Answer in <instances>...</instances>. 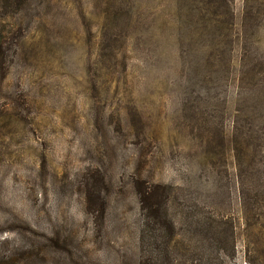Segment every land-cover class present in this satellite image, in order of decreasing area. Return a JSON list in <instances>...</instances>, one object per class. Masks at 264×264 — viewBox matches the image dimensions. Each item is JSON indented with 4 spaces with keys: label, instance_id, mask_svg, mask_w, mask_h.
I'll return each instance as SVG.
<instances>
[{
    "label": "rangeland",
    "instance_id": "374dc122",
    "mask_svg": "<svg viewBox=\"0 0 264 264\" xmlns=\"http://www.w3.org/2000/svg\"><path fill=\"white\" fill-rule=\"evenodd\" d=\"M107 1L55 14L0 81V264H137L143 231L168 234L158 198L174 264H264L262 205L241 194L264 198V138L243 128V183L233 149L264 119V0L223 24L204 0Z\"/></svg>",
    "mask_w": 264,
    "mask_h": 264
},
{
    "label": "trees",
    "instance_id": "16d2710c",
    "mask_svg": "<svg viewBox=\"0 0 264 264\" xmlns=\"http://www.w3.org/2000/svg\"><path fill=\"white\" fill-rule=\"evenodd\" d=\"M231 1L232 0H204V5L215 6V24H223L224 22L220 19V17L225 16L226 18V15H228V21L231 23L233 22L234 16L233 13L231 14V10L229 9ZM245 1L250 4L253 0ZM94 2L98 7H104L108 4L107 0H94ZM249 4L246 6L247 8L245 7L242 18V26H246L247 24L249 25L250 23H254L258 20V16L253 13L252 6L250 7ZM87 6H89V4L86 0H0V81L6 78L11 71V67L17 60L26 59L25 55L28 52V50H26L28 49L26 47V43L27 40L30 39L33 31L40 32L42 35L50 36L51 33H54V31L51 30L52 25H50V22L55 14L71 13L74 9H76L82 13L84 18V11ZM217 9H223V11H218ZM104 14H108L107 9H105ZM233 26L235 27V25ZM217 30L219 32V28H217ZM218 32L215 30V51L216 55L219 57L218 61L222 64L226 61V51L222 52L217 49L222 42L219 38L223 36H217L216 34H218ZM232 51L233 49L229 50L231 54ZM229 60L231 62V55L229 56ZM243 67H246L249 73H255V75L257 72L261 71V68H259L258 65H251L249 67L248 64H244ZM257 122V125L249 122L251 126L255 127L250 128L244 126L245 121H243V124L239 127L241 131V140H239L237 136L233 138V149L235 150V157H237V175L239 178L238 180L241 183L245 182L242 177L244 174V170H242L244 161L240 159V153L242 154L243 150H245L242 145L244 133L243 128H247V137L250 142L247 147L252 148L253 146H260L259 144H256V141L259 140L256 135L264 138V119L259 118ZM247 147L245 148L248 149ZM255 149H260V147ZM248 163L249 168L251 169L254 166V160L251 159ZM250 174L253 176L255 175L253 171H251ZM258 176L261 177L262 175L259 174ZM255 184L256 183H252L247 186L245 185L248 188L251 186L252 190L250 189V193H244V191H242L241 194L243 204L247 210H250L251 206L254 208L257 204H259V206L262 205L259 209L260 212H255V214L264 216V213L261 212L264 208V198H261V196H259L256 192L260 185L256 184L255 186ZM156 194L157 192H153V195L156 196ZM159 202V198L156 199L155 204H151L150 210L154 212V217L156 215L159 220H162V225L167 230L168 234L164 236L163 241L157 243V235L143 231L139 240L140 254L135 255L137 264H174V252L171 248L173 235L170 231L173 224L170 223L171 221H167L166 214L158 207ZM156 221L158 223V220ZM215 237L218 238L216 244L217 246L215 248L219 252H216L215 255L221 256V250H223L222 244L224 240L223 232L219 231V233L215 234ZM215 264L225 263L223 259L215 258Z\"/></svg>",
    "mask_w": 264,
    "mask_h": 264
}]
</instances>
